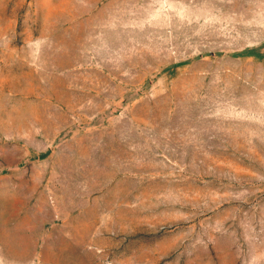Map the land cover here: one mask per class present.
Listing matches in <instances>:
<instances>
[{
	"label": "rangeland",
	"instance_id": "rangeland-1",
	"mask_svg": "<svg viewBox=\"0 0 264 264\" xmlns=\"http://www.w3.org/2000/svg\"><path fill=\"white\" fill-rule=\"evenodd\" d=\"M0 264H264V0H0Z\"/></svg>",
	"mask_w": 264,
	"mask_h": 264
}]
</instances>
